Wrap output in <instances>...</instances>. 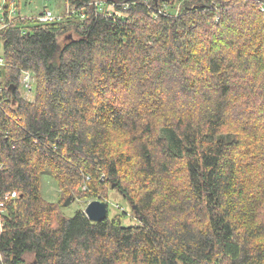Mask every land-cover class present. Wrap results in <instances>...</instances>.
Wrapping results in <instances>:
<instances>
[{"label":"trees","instance_id":"obj_1","mask_svg":"<svg viewBox=\"0 0 264 264\" xmlns=\"http://www.w3.org/2000/svg\"><path fill=\"white\" fill-rule=\"evenodd\" d=\"M18 1L0 0V264H264V0H65L47 22ZM107 185L137 224L63 212Z\"/></svg>","mask_w":264,"mask_h":264},{"label":"rangeland","instance_id":"obj_2","mask_svg":"<svg viewBox=\"0 0 264 264\" xmlns=\"http://www.w3.org/2000/svg\"><path fill=\"white\" fill-rule=\"evenodd\" d=\"M19 9L21 10L22 15L26 16H36L42 11L49 10L53 15L61 14L65 9V0H19ZM1 52V49H0ZM20 95L28 100H32L34 96L33 91H27L21 84L18 88ZM42 195L45 199L54 201L59 195V189L57 188L54 180L44 173L42 176ZM106 194V204H107V214L109 218H113L115 215H120L123 225H135L138 223L136 219L132 205L129 201L123 197V195L116 189H113L107 185L105 187ZM68 198V197H66ZM65 198V200H66ZM86 205L82 200L78 199L75 201L69 202L68 205H65L63 212L72 217L77 209H83ZM31 257V256H30ZM29 257V259H30Z\"/></svg>","mask_w":264,"mask_h":264},{"label":"built area","instance_id":"obj_3","mask_svg":"<svg viewBox=\"0 0 264 264\" xmlns=\"http://www.w3.org/2000/svg\"><path fill=\"white\" fill-rule=\"evenodd\" d=\"M38 20L42 21V22H47V21H51L54 19H58V15H53L49 10L46 11H42L39 15L36 16ZM3 26L2 23H0V28ZM3 64V58L0 54V66ZM20 82L22 84V86L27 90V91H31V86L34 82V78L33 75L30 71H23L21 74V79ZM20 84V86H21ZM86 185L84 184L82 186L81 189H85ZM16 192L13 191L10 193V195L8 196H15ZM3 205L4 203H0V220L2 221V213L3 212Z\"/></svg>","mask_w":264,"mask_h":264},{"label":"water","instance_id":"obj_4","mask_svg":"<svg viewBox=\"0 0 264 264\" xmlns=\"http://www.w3.org/2000/svg\"><path fill=\"white\" fill-rule=\"evenodd\" d=\"M69 202L70 198H66V200L64 201V205H68ZM83 211L87 218L94 222L103 220L107 217V207L104 200L95 199L89 201Z\"/></svg>","mask_w":264,"mask_h":264}]
</instances>
